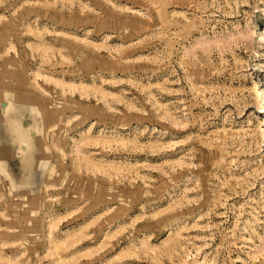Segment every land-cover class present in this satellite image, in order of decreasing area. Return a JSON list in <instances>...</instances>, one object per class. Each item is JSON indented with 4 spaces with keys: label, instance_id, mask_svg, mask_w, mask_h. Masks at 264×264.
Wrapping results in <instances>:
<instances>
[{
    "label": "rangeland",
    "instance_id": "obj_1",
    "mask_svg": "<svg viewBox=\"0 0 264 264\" xmlns=\"http://www.w3.org/2000/svg\"><path fill=\"white\" fill-rule=\"evenodd\" d=\"M0 264H264V0H0Z\"/></svg>",
    "mask_w": 264,
    "mask_h": 264
}]
</instances>
